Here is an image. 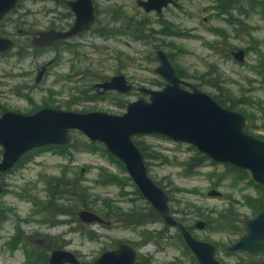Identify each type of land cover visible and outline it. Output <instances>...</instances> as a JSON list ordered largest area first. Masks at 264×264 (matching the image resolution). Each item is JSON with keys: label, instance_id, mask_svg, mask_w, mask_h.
<instances>
[{"label": "rangeland", "instance_id": "1", "mask_svg": "<svg viewBox=\"0 0 264 264\" xmlns=\"http://www.w3.org/2000/svg\"><path fill=\"white\" fill-rule=\"evenodd\" d=\"M136 1L92 0L97 17L92 31L71 39L68 45L37 50L36 53L30 45L34 32L52 26L65 30L73 17L67 16V7L50 0L19 3L0 24V35L17 44L14 50L0 55V115L4 111L30 114L45 103L50 108L76 113L97 111L121 115L126 104L138 98V87L161 89L152 84L161 81L153 73L156 67L153 55L156 50H162L171 55L174 67L183 71V80L206 94L213 97L219 93L218 88L211 86L212 82L205 84L196 79L209 73L205 80L216 77L218 84L229 90L232 96L249 100L250 103L241 105L237 113L245 115L253 126L250 135L264 137L260 109L264 108V71L259 68L264 61V11L258 6L251 8L249 0H234L246 12H231L233 24H229L226 17L216 13L214 0H175L179 8L170 7L160 15L145 13ZM211 29L222 31L225 39ZM99 31L105 35L101 36ZM19 48H22L23 58L17 56ZM238 49L245 52L243 64H238L231 56ZM42 66H47L46 75L36 86L34 78ZM116 74L124 75L133 91L125 95L111 94L105 99L93 98L91 87ZM83 90L87 94L81 93ZM71 135L74 143L80 145L78 149H70V146L64 155L54 150L36 153L0 177V187L3 185L7 189L0 195V264H26L23 248L28 245L25 244L27 236L41 239L44 236L41 234L50 236V242L43 243L44 246H51V249L66 247L70 252H77L81 264H93L100 254L116 249L120 242L133 245L140 264H173L177 261L190 264L184 247L171 238L174 230L168 229L161 236L157 233L163 231L165 226L162 223L134 225L148 218V206L143 199L134 195L131 186L122 190L115 185L97 182L100 168L118 176H123L124 171L102 153L83 149L82 144L89 142L78 132L72 131ZM134 141L147 153L150 177L168 193L172 209L180 212L175 214L177 218L189 220L192 235L216 245V259L222 264L245 260V256H230L223 250L237 236L205 227L196 229V222L205 221L193 213L191 206L213 216L211 210L218 212L232 201L241 218L246 220L253 218L255 213L244 204V197L255 198L260 192L247 183L233 185V178L226 175L221 186L213 188L219 179L217 174L223 172L221 165L205 164L198 173L189 174L185 171L187 162L197 152L191 146L156 136L137 137ZM63 173L71 183L79 179L82 187L92 194V199L98 198L97 207L106 210L102 205L105 201L111 206L107 213L115 212L117 217L108 220V226L84 225L77 219L80 210L73 213L71 206L67 208L68 204L61 201L57 204L65 205L55 206L52 215L55 221L71 220L70 224L52 229L45 227L41 223L45 215L36 214V207L40 208L35 202H46V180L60 178ZM210 190H217L222 196L208 197ZM135 209L140 210L138 216L125 217ZM67 211L69 217L61 215ZM149 232H155V238ZM17 236L16 248L10 249L9 242Z\"/></svg>", "mask_w": 264, "mask_h": 264}, {"label": "water", "instance_id": "2", "mask_svg": "<svg viewBox=\"0 0 264 264\" xmlns=\"http://www.w3.org/2000/svg\"><path fill=\"white\" fill-rule=\"evenodd\" d=\"M26 0H0V24L19 3ZM170 0H138L144 12L160 13ZM64 4L75 15L67 31H39L31 35L30 45L35 49L52 48L92 28L95 23L92 0H66ZM16 42L0 35V55L15 49ZM243 64L245 52L238 49L231 54ZM154 73L163 81V87L152 90L138 87L139 97L125 106L121 115L105 112L76 113L53 108H42L33 114L6 111L0 115V174L10 172L28 153L44 148H68L73 145L72 131L78 132L89 143L102 145L118 160L140 197L161 223L174 230L197 264H222L216 259V245L197 239L174 214L170 197L149 175L145 156L134 138L160 136L174 143L193 147L198 153L217 165H225L245 172L249 179L264 191V140L245 132L247 117L221 107L210 95L196 85L180 79L167 55L158 50ZM50 65V64H48ZM46 71L43 66L35 78L39 83ZM103 93L116 91L128 94L132 85L122 74L95 86ZM3 188L0 187V195ZM208 197L220 198L217 190ZM78 220L86 225L108 226L109 222L90 210H80ZM203 221L195 228L202 230ZM242 236L223 250L231 255L264 254V207L256 216L245 220ZM138 252L128 242H120L116 249L102 253L93 264H136ZM50 264H79L73 253L55 250ZM246 264H264L249 262Z\"/></svg>", "mask_w": 264, "mask_h": 264}, {"label": "trees", "instance_id": "3", "mask_svg": "<svg viewBox=\"0 0 264 264\" xmlns=\"http://www.w3.org/2000/svg\"><path fill=\"white\" fill-rule=\"evenodd\" d=\"M215 5H214V9L216 10V13L219 16H224L226 17L225 19L227 20V22L230 24V22L233 24V20L231 19V12L237 10L239 11L240 14L245 13L246 11L244 10L243 6L238 3L237 1L234 0H214ZM62 3V2H60ZM63 4V3H62ZM249 5L251 8H255L256 6L260 7L262 11H264V0H249ZM234 21H236L235 18H233ZM230 20V21H229ZM240 23V22H239ZM235 25V24H234ZM218 29H211V32H213L214 34H217L218 36H220L222 39L224 37L223 32H218ZM140 32V31H139ZM0 34H2L0 32ZM100 35H104V32H99ZM64 45H67V43H65ZM210 47H214V49H217V47L215 46H211ZM16 48H17V44H16ZM20 50H22V48L18 50L17 52V56L19 58H23V55H21ZM34 53L37 52V50L33 51ZM262 68L264 71V61H262V64H260V67ZM258 71V69L256 70ZM178 76L181 79H184L185 75L183 74V71L177 70ZM207 74H203L201 75L199 78H196L198 81H201L203 83H211V86L214 88H218L219 89V93H217L215 96H213V98L218 102V104L229 110V111H233V112H237L239 111V107L241 105H244L246 103H250L249 100H244L243 98H235L234 96H232V94L230 93L229 90L222 88V86L220 84H218V78H209L208 80H205V77ZM218 77V76H217ZM217 79V80H216ZM152 85L157 86V87H162V84L160 82L157 81V83H153ZM201 85V83H200ZM262 85L264 86V77L262 80ZM260 109L263 112V120H264V108L260 107ZM264 122V121H263ZM263 129H264V124H263ZM254 131L253 126H251L250 124H248L245 127V132H247L248 134H251ZM156 137H160V136H156ZM260 139H264V137H258ZM135 142V141H134ZM135 144L140 148V150L142 151V153L145 156V160L148 158L147 153L145 152V150L143 149V147L139 144L136 143ZM78 147H80L79 144L77 143H73V145L71 146L70 149H78ZM82 147H84L83 149H86L89 152H99L102 153L103 155H105L110 161H112V163H114L119 169H121V171L125 172L122 164L116 160L113 156L109 155L107 153V151L105 150V148L97 143H83ZM50 150H54L55 152H58L60 155H64L67 154L69 151L68 148H53ZM50 150H43V151H50ZM42 152V150H34L30 153H28L27 155H25L22 159L21 162L19 163V165H22L23 163L27 162L28 159H30V157H32L34 154L36 153H40ZM205 164H210L212 166L217 165L212 163L211 161H209L207 159L206 156L201 155L200 153L195 154V157L191 158L189 162H187V167L185 168V171H188L189 174L192 173H198L199 169H201ZM147 165V163H146ZM223 167V172L217 174L219 176V179L216 180V182L212 185L213 188L215 187H219L221 186L222 182L224 179H226V177L224 175H226L227 177H232V182L233 185H237L238 183H247L248 185H253L260 193L257 197L253 198L251 196H245L244 197V204L246 206H248L253 213L257 214L263 207H264V192L263 190L254 182H252L249 179V176L242 171L239 170H235L232 167L229 166H225V165H221ZM123 172V176H118L117 174L111 173L103 168H100L99 173H98V179L97 182L102 184V185H115L118 186L119 188H121L122 190H124L126 187L131 186L134 189V195H136V197L138 199H142L137 191V189L135 188V186L133 185V183L131 182L130 178ZM125 174V175H124ZM3 176L0 174V177ZM46 188L45 191L46 192V196H47V201L45 203L40 204L39 202L36 203L35 205H41V209L44 212L47 213H53V209L56 206L62 207L65 204H57L61 201H64L67 205V208H69V206H71V210L74 212L78 211V210H90L98 215H100L103 219H105L106 221L110 220L113 217H117V214L111 213L109 212V214L107 213V208L111 207L108 203H106L105 201H103V207H105L106 210L101 209L100 207H97V202H98V198L97 199H92V194L89 193L87 188H83L81 185V181L79 179H75L73 180V183H71L68 179H67V175L63 173V175L60 178H49L48 180H46ZM158 184V183H157ZM160 187H162L160 184H158ZM72 187V188H71ZM163 188V187H162ZM167 193V192H166ZM168 194V193H167ZM171 201V200H170ZM192 211L194 214L198 215V218L202 219L205 221V229H209L212 230L214 232H223L226 234H230L231 236H240L242 234V225L243 222L245 220H243L240 216V214L237 212V210L234 207V204L232 203V201H230V204L218 211V212H214L211 210V214H213V216L211 215H205L202 212H200V210L198 208H196L195 206H191ZM60 211L63 210V208H59ZM148 210V218L145 219L144 221L138 223V224H134L135 226H145V225H149V224H155V223H161V221L159 220V218L157 217V215L155 214V212L150 208L147 207ZM138 209L132 210L130 211L128 214L125 215V217L127 218H134L136 216H138L139 211ZM174 214H179L180 212L178 210H174L173 209ZM181 222H183L187 229L191 232L193 230V227L189 225V220H187L186 218H182L179 219ZM168 230L167 227L163 228V231L161 233H157L161 234L163 232H166ZM89 234H93L91 232H89ZM155 232H149L150 236H153L152 238H155ZM162 238V237H161ZM174 242H178L179 244H181V246L184 247V252L185 254L190 258V264H197L195 259L193 258V256L189 253V251L186 249V247L184 246L181 237L174 232V235L171 237ZM133 246V245H132ZM10 249H14L16 248V244H9ZM30 260H28L29 262ZM38 261V259L33 260V262H31L32 264H36ZM136 264H140L139 262V257L137 259ZM173 264H183L180 261H177Z\"/></svg>", "mask_w": 264, "mask_h": 264}, {"label": "flooded vegetation", "instance_id": "4", "mask_svg": "<svg viewBox=\"0 0 264 264\" xmlns=\"http://www.w3.org/2000/svg\"><path fill=\"white\" fill-rule=\"evenodd\" d=\"M50 1H53V2H57V3H59V4H62L63 6H65V7H67L65 4H64V2L66 1V0H50ZM138 1V0H137ZM137 1H136V5H137ZM171 1V3H169L165 8H163L162 10H161V12L160 13H156V12H149V13H155L156 15H160L161 13H162V11L163 10H165V9H168V8H170V7H173V8H175V9H177V8H179V4L175 1V0H170ZM60 2H62V3H60ZM93 4V3H92ZM138 6V5H137ZM139 7V6H138ZM214 7V6H213ZM93 8H94V6H93ZM141 8V7H140ZM67 9H68V7H67ZM142 9V8H141ZM143 10V9H142ZM68 14H67V16H69V17H73V20H72V22H71V24L68 26V28L67 29H63V30H60V29H56V27H54V26H52L51 27V29H53V30H57V31H67V30H69L71 27H72V25H73V23H74V20H75V15L72 13V12H70V10L68 9ZM144 11V10H143ZM146 13V12H145ZM94 17H95V23H94V25L92 26V28L90 29V30H88V31H86V32H83V33H81V34H79V35H82V34H84V33H87V32H90V31H92L94 28H95V26H96V24H97V17H96V14H95V9H94ZM51 29H48V30H51ZM48 30H45V31H48ZM37 32H39V31H37ZM100 32V31H99ZM34 33H36V32H34ZM33 33V34H34ZM78 35V36H79ZM105 35V34H104ZM104 35H101V36H104ZM77 37V36H76ZM73 38H75V37H73ZM73 38H71V39H73ZM31 39V38H30ZM71 39H69V40H67V41H64V42H60V43H58V44H56V45H54V47L55 48H57V47H59V46H63L65 43H67V45H68V41H70ZM54 47H52V48H54ZM15 48H16V46H15ZM52 48H48V49H52ZM34 50H42V49H46V48H42V49H35V48H33ZM156 51H158V50H156ZM155 51V52H156ZM160 51H162V50H160ZM155 52H154V54H155ZM162 52H164V51H162ZM165 53V52H164ZM166 54V53H165ZM167 55V57L169 58V60H170V62H171V55L170 54H166ZM153 62H154V55H153ZM57 62H55V64H56ZM155 63V62H154ZM172 63V62H171ZM50 64H53V62H50ZM156 64V63H155ZM173 65V64H172ZM156 66H157V64H156ZM174 66V65H173ZM43 67V66H42ZM42 67H40L39 68V70L42 68ZM46 68H47V66H45ZM156 68V67H155ZM154 68V69H155ZM154 69H153V73H154ZM176 69V68H175ZM39 70L36 72V76H37V73L39 72ZM176 71H177V69H176ZM155 74V73H154ZM46 75V71H45V73H44V75H43V77H42V79H41V81L43 80V78H44V76ZM116 75H118V74H116ZM116 75H114V76H116ZM156 75V74H155ZM177 75H178V73H177ZM36 76H35V78H36ZM114 76H112V77H114ZM161 81H160V83L162 84V87H163V81H162V79L158 76V75H156ZM111 77V78H112ZM179 77V76H178ZM35 78H34V82H35ZM110 78V79H111ZM110 79H106V80H104V81H102V82H100V83H97V84H94L92 87H91V92L93 93V98H96V99H105V98H107V97H109V96H111V94L114 96V94H118V95H125V94H120V93H118V92H116V91H109V92H105V93H103V91L101 90V89H97L95 86L96 85H98V84H102V83H105V82H107V81H109ZM181 79V78H180ZM127 80V79H126ZM183 80V79H182ZM41 81L39 82V83H41ZM128 81V80H127ZM129 82V81H128ZM39 83H36L35 82V85L37 86ZM130 83V82H129ZM133 87V86H132ZM162 87H160V88H162ZM30 89V88H29ZM132 91H133V89H132ZM131 91V92H132ZM136 91H137V89H136ZM130 92V93H131ZM81 93H83V94H87L86 93V91L85 90H83V91H81ZM138 93V92H137ZM129 94V93H128ZM139 97V96H138ZM83 99H86V98H83ZM42 108H50L49 107V105L48 104H44L43 105V107ZM42 108H37L34 112H32V113H30V114H33V113H35V112H37L38 110H40V109H42ZM53 109H55V108H53ZM59 110V109H58ZM4 112H6V111H4ZM3 112V113H4ZM233 112V111H232ZM237 113V112H236ZM21 114V113H20ZM241 114V113H240ZM29 115V114H28ZM247 120H248V118H247ZM249 124V122L247 123V125ZM247 133V132H246ZM258 138V137H257ZM260 139V138H259ZM264 140V139H263ZM50 149H53V148H44V149H39V150H42V152H43V150H50ZM29 160V159H28ZM21 162V160L19 161V163ZM19 163L16 165V167L19 165ZM1 187L3 188V193H6V191H7V189L5 188V187H3V185H1ZM260 187V186H259ZM261 188V187H260ZM262 189V188H261ZM45 191V190H44ZM46 192L47 191H45V195H46ZM264 192V191H263ZM46 201H47V196H46ZM38 203V202H37ZM39 208L40 209H37V207H36V214L37 215H41V214H44L45 215V220H43L41 223H43V225H45V227H47L48 229H52V228H55V227H59V226H68L69 224H70V222H71V220H66V221H59V222H57V221H55V218H54V216L52 215L53 213H54V210H53V213H47V212H43L42 211V209H41V205H39ZM78 213V212H77ZM259 213V212H258ZM257 213V214H258ZM61 215H67V217H69V215H70V213H69V211H67V212H62V214ZM100 216V215H99ZM255 216H256V214H255ZM78 219V218H77ZM105 220V219H104ZM247 220V219H246ZM79 221V220H78ZM80 222V221H79ZM245 222V221H244ZM244 222H243V224H244ZM81 223V222H80ZM83 224V223H82ZM84 225H86V224H84ZM88 226H90V225H88ZM242 227H243V225H242ZM241 230H242V228H241ZM243 234V233H242ZM242 234L240 235V236H238L237 237V239L236 240H238L241 236H242ZM23 236H24V234H22ZM41 235H44V236H42V238L41 239H33V237H29V236H27V241L25 242V244H28V245H25V248H23V250L25 251L24 253L26 254V258H27V262H25L26 264H32L31 262H33V260H36V259H38V261H37V263L36 264H50V262H49V259H50V256H51V253L53 252V251H55V250H63V251H68L67 249H65L66 247H56L55 249H51V246H44L43 245V243H45V242H50V240L48 239V237H50V236H48V235H46V234H41ZM26 240V239H25ZM47 240H49V241H47ZM235 240V241H236ZM17 241H18V236L17 237H15V238H13L12 240H11V242H9L10 244H17ZM234 241V242H235ZM234 242H232V243H234ZM232 243H230V244H232ZM36 244V245H35ZM19 245H21L20 243H19ZM40 245V246H39ZM229 245V244H228ZM224 248V247H223ZM68 252H70V251H68ZM71 253H73L74 254V256L76 257V259L78 260V262H79V264H81V262H80V255H79V253H77V252H71ZM104 253V252H103ZM228 254V253H227ZM101 255V254H100ZM99 255V256H100ZM230 256H245L246 258H245V260H243V259H240L239 260V262L237 263V264H246V263H249V262H264V254H262V255H259V256H253V255H249V254H246V253H242V254H235V255H231V254H229ZM98 256V257H99ZM97 257V258H98ZM96 258V259H97ZM95 259V260H96ZM28 260H30L29 262H28Z\"/></svg>", "mask_w": 264, "mask_h": 264}]
</instances>
